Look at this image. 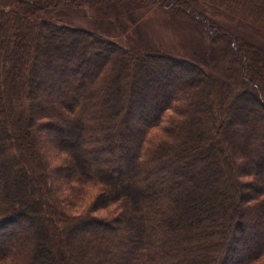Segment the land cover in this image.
<instances>
[{"label":"trees","instance_id":"obj_1","mask_svg":"<svg viewBox=\"0 0 264 264\" xmlns=\"http://www.w3.org/2000/svg\"><path fill=\"white\" fill-rule=\"evenodd\" d=\"M100 1L0 0V264H264V178L256 171H264V118L248 104L264 106V67L255 64L263 43L251 41L264 38V0H206L209 12L197 0L131 4L178 16L182 9L184 22L212 27L205 63L141 37L122 43L108 21L90 29L61 20L62 5L101 9ZM239 43L245 56L258 49L249 67L236 62ZM222 45L235 60L220 84L203 64L217 67ZM30 53L33 69L25 70ZM140 64L151 68L144 88ZM43 84L51 98L38 108L34 87ZM250 121L263 130L252 146L240 129ZM45 126L56 129L59 166L38 163L26 140ZM225 143L237 170L231 184L215 168L226 160L210 150ZM110 208L108 217L94 215Z\"/></svg>","mask_w":264,"mask_h":264},{"label":"rangeland","instance_id":"obj_2","mask_svg":"<svg viewBox=\"0 0 264 264\" xmlns=\"http://www.w3.org/2000/svg\"><path fill=\"white\" fill-rule=\"evenodd\" d=\"M136 0H102L100 1V7L92 6L90 5L89 7L87 6L86 8H75V5H72L71 8L69 7H63L64 5L61 6V9H64L63 12L67 14L66 16L63 17L61 20H65L69 23H73L75 26L78 27H85V28H96L101 24H108L107 21L112 25L110 30V34L112 35L113 38L116 40L124 43L125 38H130L136 43V37H141L145 39L148 44H150L153 47L159 48L163 51H166L170 54L183 57L186 59H196L194 61H201L204 62V60H207V57L210 56V44H211V39L209 35H211L210 27L209 31H202L201 29H198L194 27L193 21H191V17L187 18V22H184V14L185 11L182 9L178 10V15H173L172 12L168 11L163 7L159 6H150V5H131L134 3ZM199 2V5L202 10H206L210 7L209 2L206 0H197ZM140 2V1H139ZM115 5V12L113 14H110L109 8ZM180 6H184V3H180ZM190 4H188L189 6ZM190 7V6H189ZM73 8V9H72ZM50 11V9H44V11ZM210 10L208 9V12ZM62 12V13H63ZM211 13V12H210ZM105 14L108 16H105ZM187 15V14H186ZM105 16V18H103ZM55 17V16H54ZM212 17V14L210 15ZM61 18V16H60ZM58 17V19H60ZM193 18V17H192ZM57 19V18H56ZM0 21L3 23V20L0 19ZM109 24V25H110ZM194 24V25H193ZM4 25V23H3ZM206 24H203V27ZM247 31L250 33L249 36H251V33L254 35L253 31H251V27H249ZM262 35V34H261ZM264 35V34H263ZM262 35V36H263ZM2 37V35H0ZM253 42L257 43L259 45V41L263 43V48H264V38L261 37L259 38L257 35H254L251 37ZM15 40V38H14ZM13 41L9 40V43ZM17 42V41H16ZM44 47L42 48V56L44 58L47 57L48 55V47L46 45V40L43 45ZM248 49H252L250 45L247 46ZM250 47V48H249ZM146 46H143V49H146ZM31 49V48H30ZM238 52L239 54L237 55L236 62L241 63L242 67H245L248 65L253 64L254 60H256L255 55L258 53V49L255 47L253 50V56L250 55V53H246L247 55H244V51H242L241 44L239 43L238 45ZM260 52V51H259ZM262 52V51H261ZM260 52V53H261ZM196 58H195V57ZM217 57L219 60V65L217 67H212L211 65H206L203 64L204 68H208V70H205L208 72V74H211L214 79L220 84L225 79L226 71L229 68L230 64H233L234 62V55L232 52H229V50L224 46H220L217 51ZM32 60L31 53L28 56V63L25 66V70L27 69H33L31 67V64L29 62ZM44 61V60H43ZM45 62V61H44ZM121 66L126 68L127 61L123 57L121 59ZM205 63V62H204ZM125 64V65H124ZM202 64V63H201ZM256 66L258 67H264V54L261 55L260 58H257V61L255 62ZM149 69L150 67H145L144 64H140L138 70L140 74V80H139V88H144L145 85L147 84V79H149L150 75L149 74ZM189 75L195 76L197 78V70L193 69ZM151 78V77H150ZM126 79V76H122V78L119 80L121 83ZM48 81V80H47ZM208 82V81H207ZM262 89H264V84H261ZM34 87V86H33ZM34 94L37 95V107L41 108L43 106H46V103L50 97V93L48 92L46 85L43 84V86L38 87L37 89L34 87ZM154 101V100H153ZM237 101L239 102L240 99L233 95L228 104L230 108H232V111L234 113V108H236V103ZM249 105H252L251 107L253 109L258 110L259 115L264 118V106H257L256 103H254L251 99L248 102ZM205 106V105H204ZM203 106V107H204ZM235 114V113H234ZM153 116V114L151 115ZM148 117V119L152 117ZM235 119V123L237 125V117L236 115H231V118ZM230 118V119H231ZM142 122L143 119H141ZM43 123H45L43 121ZM246 125L242 127L241 125V137L244 136V134L249 135L250 140V145L252 146L254 143L256 144L258 140L260 141V137L258 133L260 131V127L257 129L254 128V124L250 122H245ZM44 125V124H43ZM31 126V123L28 125L26 124V127ZM164 126L170 127L168 122L163 124L162 131H165ZM262 127V126H261ZM161 131V129H160ZM56 132V129L53 127H40L38 132H30L29 134L26 135V140L29 142L33 150H36L39 152L38 157H35V159L43 165L46 161V163L51 164V166H59L61 163V160L64 158L63 151L60 148V151H58V147L56 144V151L53 149L54 146L50 142V136L54 135ZM166 132V131H165ZM39 134V135H38ZM263 134V130L260 132V135ZM219 135H217V138ZM38 138L40 139L38 142ZM226 141L228 142L229 139H232L231 136L226 135L225 136ZM191 141V140H190ZM232 141V140H231ZM126 144H129V139H125ZM215 149V150H214ZM210 149L212 154L214 155H220V157H223V159L226 160V163L221 164V162L217 163L216 162V169H221L220 171L223 174L227 175V178L230 181V184L232 182V174L234 177V173L237 172L236 167H234V156H232L231 149L228 147V145L225 143L224 146L218 144L216 148ZM224 149V150H222ZM42 150V152H41ZM203 150V149H202ZM202 150H196V153L198 155H201L202 153H209V150L206 152H202ZM202 154V155H203ZM125 159L128 158L127 155L123 156ZM219 157V158H220ZM218 158V159H219ZM186 168H189V163H186ZM220 165V166H219ZM231 168V169H230ZM125 170V168L123 169ZM232 171V172H231ZM257 173L261 174V178H264V171L263 168H257ZM209 170L205 171V173H208ZM49 173V172H48ZM50 174V173H49ZM204 174V173H203ZM200 178V177H199ZM238 181L240 180L239 176L237 177ZM252 180L251 177H247L244 179L245 182ZM94 190H90L89 194L93 196ZM247 191L255 195L257 198L258 193L256 194V190H253V188L249 185ZM261 193V192H260ZM255 198V197H254ZM92 199H89L87 201V205L91 206ZM89 209V208H88ZM112 213V209L108 210H99L94 213L95 216L98 217H108ZM78 244V241L76 242ZM70 264H74L72 259H70Z\"/></svg>","mask_w":264,"mask_h":264}]
</instances>
